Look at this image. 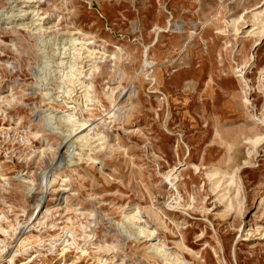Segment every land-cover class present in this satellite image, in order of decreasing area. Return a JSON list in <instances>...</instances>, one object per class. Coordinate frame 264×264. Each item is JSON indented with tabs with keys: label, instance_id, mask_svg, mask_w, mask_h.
I'll list each match as a JSON object with an SVG mask.
<instances>
[{
	"label": "rangeland",
	"instance_id": "1",
	"mask_svg": "<svg viewBox=\"0 0 264 264\" xmlns=\"http://www.w3.org/2000/svg\"><path fill=\"white\" fill-rule=\"evenodd\" d=\"M14 1L0 0V264L22 232L32 244L11 264H264V0ZM12 7L46 16L44 36L57 37L48 68L36 35L6 19ZM70 35L104 58L85 79L93 104L111 109L120 93L117 117L81 112L78 88L79 103L42 93L62 95L57 49ZM49 110L90 119L101 147L69 143V162ZM135 207L153 235L122 228L135 231L124 218ZM68 230L75 242L66 234L62 245ZM55 239L59 250L47 251Z\"/></svg>",
	"mask_w": 264,
	"mask_h": 264
},
{
	"label": "bare ground",
	"instance_id": "2",
	"mask_svg": "<svg viewBox=\"0 0 264 264\" xmlns=\"http://www.w3.org/2000/svg\"><path fill=\"white\" fill-rule=\"evenodd\" d=\"M23 1H27V2L30 1L36 4L41 1H47V0H23ZM11 3H15L14 6H16V2L14 0H11ZM263 5H264V2H263ZM36 8L38 9V6ZM36 8L34 7V9H31V10L29 9L28 10H13V7H12L11 9H8L4 14L6 15V19L9 21V23L13 24L14 28L26 30L30 32L32 35H36L37 40L39 42L40 50L43 53L44 65L46 68H48L51 62L52 54L54 55V52H52V54L49 55L47 51V44L52 39H54L55 41V38L57 37L54 38L51 36L47 39V37L44 36L45 33L50 32L51 28L44 26L43 20L44 18H46V16L42 13H39L38 10H36ZM254 12L255 13H254L253 21H252V27H255L257 25V21L259 19V16L261 15L260 11H254ZM25 15L28 16L27 21H24L22 18ZM242 16L243 15H241L239 18H242ZM237 19L227 21L226 24L234 26ZM55 31L59 33L57 26H55ZM67 32L70 33V31H67ZM78 32L80 31L78 30L75 31V33H78ZM75 33L73 35H75ZM93 43H94L93 41H89V40L81 42L79 38H73L72 35H70V37L68 36V37L62 38L59 43V45H62V47L57 49L58 57H59L57 61V65L59 66L58 67L56 66L57 68H59L58 69L60 73L59 79L61 80L62 85L55 86L57 89L60 90L59 93H62V95H57L56 97L51 98L49 96L51 92L48 91V89H45L46 91L42 93H44V95L47 96L48 99H51L53 101H57L58 97L61 98V96H63L64 94L72 99L73 101L72 103H79V101L76 98L70 96V93L72 92V90L74 88L76 89L78 88L79 93L84 100L83 102L80 100L82 102L81 112L88 111L89 113L94 114V111L97 108L99 110L101 108L103 111H106L107 118H114L118 116L116 111H114V108L116 104L120 102L118 100L120 93H117L116 95L111 96L112 98L110 102L111 109H107L106 107H104V104L102 101L97 102V104H93L92 103L93 101L90 95L91 94L90 92L92 90V83L89 82V80L85 79L86 76L90 77L93 71L98 69L97 60L104 59L102 56L100 57L97 56V52H96L97 50H95L94 47H89V45ZM66 45L68 46L66 47ZM67 51H68V58L66 59L65 55ZM80 59H87V62H90L88 63V69L86 71H83V67L80 68L77 66L79 64L78 60ZM44 77H40L41 81L45 80ZM69 108L71 109L72 107L70 106ZM62 114L63 115L57 116L55 112L53 113V111H50L48 114L44 116L45 118L44 120L47 122V124L51 127L52 130L54 131L56 130L58 132L61 130V132L59 133L61 134L63 141H64L62 148L66 147V150H67L66 152L68 153V156H69V162L72 161L71 156L73 155L71 152H69V149H67V146L69 145V143L72 145V147L78 146L81 150H83L84 148H88L89 150H91L93 143H97V145L94 146L95 148L101 147V141L103 140L104 136H103V133L97 129V124L90 122V119L84 120L82 118V120H80L81 118L76 117L73 112H67V113L64 112ZM257 139L258 137H254L249 140H251V142L254 143L256 142ZM55 166H58V165H55ZM57 175H58V168H54L53 170H51L49 175L47 173H44V175H42V181L40 183L41 185L39 189L42 190L43 188L48 187V185H51L53 181L52 178ZM176 177L177 175L173 176L174 179H176ZM67 180L68 179L66 177L62 178V182H65ZM231 180H233V178H231ZM169 183L173 185L171 181H169ZM29 189L32 190L33 187H29ZM263 200H264V197L262 196L260 202H263ZM34 208L36 211H38V214H39V212L42 209V207H40V201H38L35 204ZM31 218L32 216L30 217V219ZM124 218L129 221V224H131L132 226H136V229H134L135 231H132L131 228L127 224H125L124 222L121 223L122 228L125 229V231L129 234V236H134L136 234L143 235V236H148L149 234L153 235L154 230H148L145 222L144 224H141L143 223V221L140 215V211L137 207H135V209L132 210L131 212H127ZM20 224L21 223H17V225L19 226ZM21 229H22V226H21ZM9 230L11 231L12 234H15L17 227L16 226L14 227L13 225H9L8 230H3L2 228L3 233H5L8 236H13V235H10ZM146 231L149 234H146ZM22 233H23L22 236L19 237L20 240L17 243L18 245L16 249L8 254V264H11L13 262L15 256L18 253H20L21 250L24 249L26 244H32L31 238L33 237V235L30 233L26 234L25 232H22ZM66 234H68L72 238V242H75V238H76L75 233L71 230H68L65 232V236H63L62 238L60 237L62 245L69 242V239ZM34 243H37L39 245L40 243L39 238L35 240ZM48 245L49 247L47 251L49 252L53 253L59 250L57 247L58 244H57L56 239L50 241ZM154 245H155L153 248L154 251L157 253H161L162 256L164 257L165 262H170L169 258L171 257L172 254L166 251L164 244L159 242L158 244H154ZM65 248L66 247L63 246V248L61 249V252ZM1 250H3V248ZM27 250L24 249L23 251H27Z\"/></svg>",
	"mask_w": 264,
	"mask_h": 264
}]
</instances>
